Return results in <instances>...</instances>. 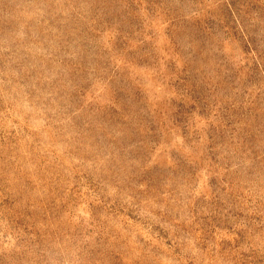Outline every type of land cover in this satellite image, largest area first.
Returning a JSON list of instances; mask_svg holds the SVG:
<instances>
[{"label": "rangeland", "instance_id": "1", "mask_svg": "<svg viewBox=\"0 0 264 264\" xmlns=\"http://www.w3.org/2000/svg\"><path fill=\"white\" fill-rule=\"evenodd\" d=\"M0 264H264V0H0Z\"/></svg>", "mask_w": 264, "mask_h": 264}]
</instances>
